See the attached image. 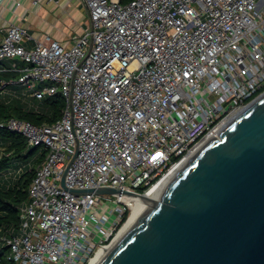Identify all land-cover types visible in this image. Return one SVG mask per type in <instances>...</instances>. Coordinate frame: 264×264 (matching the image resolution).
<instances>
[{"label":"built area","instance_id":"1","mask_svg":"<svg viewBox=\"0 0 264 264\" xmlns=\"http://www.w3.org/2000/svg\"><path fill=\"white\" fill-rule=\"evenodd\" d=\"M81 1L89 26L69 44L21 25L0 30V61L8 64L0 72L19 73L1 81L0 94L22 85L37 99L59 93L66 101L52 123L0 121L46 153L19 233L0 236L18 264H92L140 200L75 195L63 188L64 175L69 188L163 190L264 93V0Z\"/></svg>","mask_w":264,"mask_h":264},{"label":"water","instance_id":"2","mask_svg":"<svg viewBox=\"0 0 264 264\" xmlns=\"http://www.w3.org/2000/svg\"><path fill=\"white\" fill-rule=\"evenodd\" d=\"M78 154V149L68 168ZM97 264H264V93L208 140Z\"/></svg>","mask_w":264,"mask_h":264},{"label":"trees","instance_id":"3","mask_svg":"<svg viewBox=\"0 0 264 264\" xmlns=\"http://www.w3.org/2000/svg\"><path fill=\"white\" fill-rule=\"evenodd\" d=\"M128 3L132 0H120ZM8 65L0 61L2 65ZM22 63H20L21 65ZM18 72H0L2 80L17 78ZM15 95L0 98V121L19 118L34 124L52 123L61 118L66 101L62 95L33 97L29 92L23 93L21 85H10ZM45 151L40 146H30L19 132L0 127V176L12 168L21 169L13 184L0 183V236H14L21 227V207L29 201V189L35 176L36 168L45 158ZM10 248L0 242V264H18L9 258Z\"/></svg>","mask_w":264,"mask_h":264},{"label":"crops","instance_id":"4","mask_svg":"<svg viewBox=\"0 0 264 264\" xmlns=\"http://www.w3.org/2000/svg\"><path fill=\"white\" fill-rule=\"evenodd\" d=\"M0 30L6 34L12 25H21L36 38L45 34L69 44L71 37L89 26V12L81 0L33 4L32 0H4L0 6ZM30 47L31 44L27 43Z\"/></svg>","mask_w":264,"mask_h":264},{"label":"bare ground","instance_id":"5","mask_svg":"<svg viewBox=\"0 0 264 264\" xmlns=\"http://www.w3.org/2000/svg\"><path fill=\"white\" fill-rule=\"evenodd\" d=\"M162 187H155L151 191L148 192V196L154 199H160L162 194ZM148 205L144 203L142 200H137L136 205L134 206V210L128 219V221L123 226L120 236H122L138 219L139 217L147 210ZM120 238V237H119ZM107 250L100 251L97 255V257L93 260L92 264H97L99 260L106 254Z\"/></svg>","mask_w":264,"mask_h":264},{"label":"rangeland","instance_id":"6","mask_svg":"<svg viewBox=\"0 0 264 264\" xmlns=\"http://www.w3.org/2000/svg\"><path fill=\"white\" fill-rule=\"evenodd\" d=\"M21 91L23 93H26V92H28V89L21 85ZM13 95H15V91H13L12 89L8 88L2 94H0V98H5L7 96H13ZM25 169H26V167H24V166L21 169L12 168L7 173H5V174L0 176V183L3 184V185H7V186L13 184V182L16 180L17 175L19 174V172L20 171H25Z\"/></svg>","mask_w":264,"mask_h":264}]
</instances>
